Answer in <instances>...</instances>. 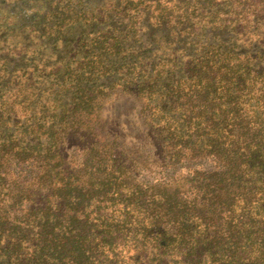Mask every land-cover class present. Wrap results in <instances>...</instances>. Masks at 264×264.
Wrapping results in <instances>:
<instances>
[{
	"label": "trees",
	"instance_id": "obj_1",
	"mask_svg": "<svg viewBox=\"0 0 264 264\" xmlns=\"http://www.w3.org/2000/svg\"><path fill=\"white\" fill-rule=\"evenodd\" d=\"M0 264H264V0H0Z\"/></svg>",
	"mask_w": 264,
	"mask_h": 264
}]
</instances>
